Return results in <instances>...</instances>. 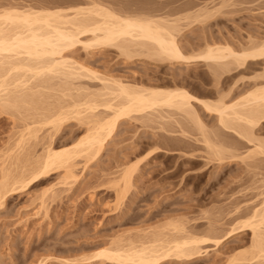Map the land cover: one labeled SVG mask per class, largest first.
Returning <instances> with one entry per match:
<instances>
[{"label": "rangeland", "instance_id": "rangeland-1", "mask_svg": "<svg viewBox=\"0 0 264 264\" xmlns=\"http://www.w3.org/2000/svg\"><path fill=\"white\" fill-rule=\"evenodd\" d=\"M94 9L174 25L187 57L208 46L241 53L264 44V0H0L1 14L71 19L78 11L81 19ZM89 38L62 53L79 70L34 79L0 70L1 85L15 80L0 94V264H123L98 254L190 238L204 239L201 254L159 264H264L250 227L258 224L256 212H264V123L243 138L196 101L200 121L174 108L131 114L118 121L100 153L37 176L48 149L72 146L111 118L107 107L119 101L110 88L120 83L139 91L178 88L225 106L264 83V59L243 68L232 60L161 62L133 47H94ZM10 94L19 97L15 105ZM22 175L2 198L4 183ZM257 231L264 244V223Z\"/></svg>", "mask_w": 264, "mask_h": 264}, {"label": "bare ground", "instance_id": "bare-ground-1", "mask_svg": "<svg viewBox=\"0 0 264 264\" xmlns=\"http://www.w3.org/2000/svg\"><path fill=\"white\" fill-rule=\"evenodd\" d=\"M52 13L54 12L0 13V70L5 73L4 76H9L15 72H24L25 76L31 75V78L30 76L29 78L34 79L48 74H59V72H64L68 69H78L79 66L77 64L68 63V61L62 57V53L71 45L79 42L80 37L86 34L90 35L91 38H89V41H91L94 47L117 46L123 50L133 47L132 49L135 51L139 50V52L137 51L138 53L136 52L138 56L156 58V60H161V62H186L192 58H199L206 62H215V64L222 62V64H225L227 60H232V62H234L233 65L237 64L239 67L242 65L245 66L248 62H250L248 63V65H250L253 62L264 59V44L259 46L256 45L251 49H248L249 46L246 48L247 50L243 48L244 50H242L241 53L233 51L232 48H223L224 46H216L217 48L208 46L205 51L203 50V52L199 53L197 56L187 57L177 41V33L180 31H177V29L173 27L174 25L169 26L166 24L168 22L160 21L161 19L124 18L115 13L106 10L103 11L101 9H94L92 12H89L88 16L85 15V18L81 19L79 15H83V13L78 11L75 13V17L71 19H67L61 14ZM129 51L132 50L130 49ZM222 64L218 65L223 66ZM227 65L228 64H226V66ZM226 66L224 65L223 67ZM238 67H235L236 70H239L237 69ZM67 72L69 73V71ZM14 83L15 80H10L8 82L4 81L2 85L0 84V94L1 92L7 91ZM216 83L217 85L219 84L217 81ZM22 85H26V83ZM256 86L257 88L255 90L249 91L250 93L247 94V96L245 95L239 102L237 101L236 105L225 106L226 103L224 104V102H217L219 104L212 105V103L198 99L185 90L178 88L165 89V87H155L154 89H142L139 91L121 86L120 83L113 88L115 89L114 91L110 88V91H112L111 93H113L112 96L116 93L114 95L116 96L115 99L119 101L117 103L118 105L114 106L115 108L113 106L107 107L112 110L111 118L108 119V121H104V123L96 122L93 124L95 126H92V128L90 127L88 135L72 146L64 147L59 150L48 149L42 162L37 166V176H39V174L47 175V173L54 169L66 168L67 170L71 167L72 161L82 154L89 156V154L92 153L95 155L98 154V152L100 153L107 137L112 134L118 121L121 118L130 117L131 114L145 113L147 111L154 112L156 109L163 108H174L200 121L196 109L191 103L192 101L201 104L208 112L217 113L219 115V123L226 130H232L243 138L250 137L251 139L252 136H254L252 131L260 123H264V83L259 85L255 84L254 87ZM25 97L27 96L25 95ZM18 98L19 97L14 94L8 95V101L13 102V105L17 103ZM30 98L32 97L30 96ZM22 99L24 101L25 98L23 97L21 100ZM21 100L20 102H22ZM91 108L87 110L90 111ZM92 109L94 111L95 108L93 107ZM262 147L264 148V146L259 148L262 153H264ZM23 176L24 175L19 179L15 178L11 184L4 183L5 181L3 182L4 186L3 184L2 186L4 192L2 198L6 195V189H8L9 185L16 188L17 185L20 184ZM7 177L8 176H6V178ZM130 178L131 177L126 178L125 181L123 179V182L127 183ZM263 213L261 215V213L259 214L256 212L254 215L253 219L258 220L260 218L257 225L255 224L253 226L250 223V227L254 232V238H256V241L254 240L256 242V245L254 244L255 250L260 257H264V244H262V235H260L257 230L258 226L264 223ZM203 240L204 239L198 240V238H190L189 240L184 239V241L173 240V242L171 241L159 246L155 245V247L154 245L149 248L140 247L141 249L128 248L124 250L123 248L117 247L111 250L109 249L110 251H101L98 256L104 257L106 260L108 259L123 264L128 262L135 264H159L171 258L192 260L201 254L199 246L204 243ZM260 241H262V243Z\"/></svg>", "mask_w": 264, "mask_h": 264}]
</instances>
